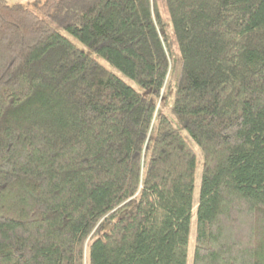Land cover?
I'll use <instances>...</instances> for the list:
<instances>
[{"label":"trees","instance_id":"obj_1","mask_svg":"<svg viewBox=\"0 0 264 264\" xmlns=\"http://www.w3.org/2000/svg\"><path fill=\"white\" fill-rule=\"evenodd\" d=\"M37 10L0 0V264H187L194 209L191 264H264V0Z\"/></svg>","mask_w":264,"mask_h":264},{"label":"rangeland","instance_id":"obj_2","mask_svg":"<svg viewBox=\"0 0 264 264\" xmlns=\"http://www.w3.org/2000/svg\"><path fill=\"white\" fill-rule=\"evenodd\" d=\"M8 3L10 4H18L20 3L21 5H23L25 8H30L34 11H36L37 13H39V11L37 10V5H39L43 0H6ZM161 5V13L162 15L165 17V19L168 21V16L166 13V9L165 6L160 2ZM171 31V29H170ZM171 33V32H170ZM172 55H173V61H174V67L172 70V76H171V82L173 84V89H174V83H176L178 81L179 75H180V61H179V52L177 50L176 44L175 42L172 40ZM171 101V99H170ZM170 101L168 100V102H166L165 104H161V107L163 109V111H165V113L168 115L170 113ZM197 150V149H196ZM198 152V151H196ZM199 154V152H198ZM200 165L197 167L196 169V179H195V183H194V193H193V197H194V204L196 205L197 203V193H198V189H199V182H200ZM195 208V207H194ZM193 208V209H194ZM192 223H191V228H190V240H189V246H188V262L187 264H191L192 261V251H193V247H194V243H193V237H194V226H195V220H194V214H195V209L192 212Z\"/></svg>","mask_w":264,"mask_h":264}]
</instances>
